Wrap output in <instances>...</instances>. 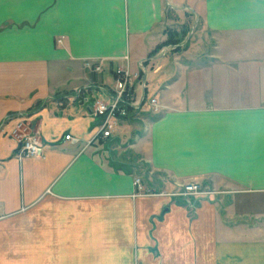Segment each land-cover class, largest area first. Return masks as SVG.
I'll return each mask as SVG.
<instances>
[{
    "label": "rangeland",
    "instance_id": "374dc122",
    "mask_svg": "<svg viewBox=\"0 0 264 264\" xmlns=\"http://www.w3.org/2000/svg\"><path fill=\"white\" fill-rule=\"evenodd\" d=\"M173 2L177 7L184 5L183 0ZM193 2L199 10L205 8L204 0ZM49 3V0H0V75L2 71L11 70L10 60L2 58L19 51L22 54L34 51V44L29 41L34 32L44 38L45 30H52V35L57 36V44L62 47L65 38L58 35L62 26L67 29L65 20L69 29L76 31L95 15L93 19L99 23L100 32L113 36V33H121L120 18L125 9L134 15L132 32L125 31L126 41L133 42L141 28L156 21L159 0H58L57 7L46 14ZM212 3L221 19L229 20V23L226 21L223 25V22L217 24L215 21L220 29L217 31L214 27L205 36L198 29L199 25L192 27L193 20L187 12L175 14L166 6L165 38L155 46L153 55L167 54L174 59L178 69L175 79L185 73L211 75L214 81L208 82L207 86L212 89L220 88L217 79L221 75H226L227 83L234 75H241L243 81L239 84H243L245 90L261 91L262 98L256 99L264 101V0H214ZM235 19L237 25L233 27ZM62 20L65 21L63 25ZM193 30L195 34L190 38L187 35ZM203 39L208 40L209 45L203 46L200 43ZM193 47L197 49L191 50ZM42 48L45 49L42 45L37 51ZM200 58L203 60H196ZM84 60L86 68L93 73H102L103 63L118 61L112 56L101 64H96L94 57ZM128 60V56H124L125 65L115 66L113 70V94L128 95L130 101L138 102L134 87L141 85L142 74L150 72V75L158 76L164 67L145 61L139 62L135 71ZM19 64L15 67L22 68ZM189 64L191 68L188 69ZM61 69V66H53L51 72L60 78ZM117 72L129 76L121 87L116 79ZM147 84L145 82L143 87ZM155 92L154 89L147 92L142 113L158 117L166 108L159 103ZM111 98L95 97L92 114L99 105L112 107ZM212 100L218 104L215 98ZM21 105L13 109L23 108ZM8 124L6 133L11 131L10 136L19 143V148L20 142L32 140L41 147L40 157L18 151V160L44 159L43 134L38 125L12 119ZM116 130L117 127L108 138ZM66 136L69 139L64 141L70 145L79 143L76 137ZM97 138L108 139L102 137L99 127L88 146ZM129 144L134 143L126 144V148ZM145 174L150 185L143 186L136 178L140 188H134V200L128 196L112 197L103 184L93 182L96 179L94 173L89 178L88 175L72 178V189L66 187L63 195H58L63 200L55 199L52 190L47 189L38 201L25 206L17 204L16 199L14 203L12 194L2 193L1 197L9 201V213L0 220V264H264V240L259 234L264 229V194H244L235 184L224 183L222 180L226 179L218 175L203 180L190 174L178 178L171 173L167 176L170 175L174 186L171 189L162 186L158 190L156 172L146 167ZM39 180L36 187L43 188L44 181ZM228 195L234 202L227 207L229 214L247 215L244 220L235 219L233 226L245 230L243 226L248 224L251 228L239 238L219 226L212 211L215 203L226 205ZM162 201L174 210L166 213L161 222L154 217L147 222V215L159 214ZM180 208L186 216L178 210Z\"/></svg>",
    "mask_w": 264,
    "mask_h": 264
},
{
    "label": "crops",
    "instance_id": "0c3cea01",
    "mask_svg": "<svg viewBox=\"0 0 264 264\" xmlns=\"http://www.w3.org/2000/svg\"><path fill=\"white\" fill-rule=\"evenodd\" d=\"M173 1L159 0L156 21L141 28L133 42L126 41L125 31L132 32L134 15L124 9L120 18L121 33L112 36L100 32L99 23L93 19L95 15L83 22L84 27H75L76 31L69 29L67 20V29H63L65 21L62 20L58 35L65 38L62 47L57 44L52 30H45L44 38L34 32L29 40L34 44L33 52L22 54L19 51L2 58L10 60L11 70L2 71L0 75V220L9 213V201L1 197L2 193L12 194L14 203L16 199L17 204L26 206L38 201L47 189L52 190L55 199L59 198L66 187H73L72 178L81 175L89 178L91 173L96 176L93 182L103 184L112 197L128 196L134 200L136 178L143 186L150 185L144 176L146 167L156 172L158 190L162 186L169 189L174 186L170 175L167 176L171 173L178 178L190 174L203 180L218 175L226 179L222 180L224 183L235 184L244 194H264V101L256 99L262 98V92L245 90L244 85L239 84L243 81L241 75L231 77L228 81L232 84L227 83L226 75H221L217 79V83H221L218 89L208 88V82L214 81L211 75L185 73L175 79L178 69L174 59L167 54L153 55L155 46L165 38L166 6L175 14L187 12L193 20L192 27L199 25L204 36L214 27L218 31V23L225 25L229 20H222L212 8L214 0H204L202 10L193 0H183L184 5L180 7ZM49 2L46 14L58 5V0ZM236 20L233 27L237 25ZM194 34L193 30L187 36L191 38ZM200 43L209 45L204 39ZM42 45L45 49L37 51ZM110 56L118 61L103 63L102 73H93L84 65V59L94 57L96 64H101ZM124 56H128L129 66L135 71L139 62L145 61L164 69L158 76L150 72L142 74L141 85L134 87L138 102L118 121L116 133L107 140L97 138L88 146V141L96 137L100 122L92 114L93 102L95 97L110 99L113 96V70L115 66L125 65ZM18 64L22 68L15 67ZM53 66L62 67L60 78L51 72ZM145 82L148 84L143 87ZM152 89L156 90L159 103L167 109L158 117L142 113L144 97ZM19 104L23 108L13 109ZM11 119L38 125L43 134L44 159H17L19 143L12 139L11 131L6 133ZM66 135L76 137L79 143L65 142ZM128 143L134 144L126 148ZM39 179L44 181L43 188L36 187ZM226 200L225 207L221 203L212 206L216 223L239 238L251 228L246 224L245 230H241L233 224L235 219L244 220L247 215L229 214L227 207L234 202L230 195ZM168 206L162 201L159 214L147 215L146 221L153 217L158 222L163 221L165 214L174 210ZM178 210L186 216L184 210ZM259 234L264 240V229Z\"/></svg>",
    "mask_w": 264,
    "mask_h": 264
},
{
    "label": "built area",
    "instance_id": "2783aa9c",
    "mask_svg": "<svg viewBox=\"0 0 264 264\" xmlns=\"http://www.w3.org/2000/svg\"><path fill=\"white\" fill-rule=\"evenodd\" d=\"M95 70L97 71L98 69ZM127 75L128 74L123 72H117L116 79L119 81L120 87L122 86V82L124 83V85L127 83V80L129 79V76ZM111 100V102L113 103L112 107L108 108L104 105H99L93 112L94 117H97L100 120L99 129L103 138H108L111 132L115 131V126H117L118 121L127 116L126 113L128 112V109L136 105L135 102L130 101L128 95L122 96L121 94H118L116 92H114ZM65 138L69 139V136H65L64 139ZM19 151L20 153H26L29 155H34L36 157L41 156V147L33 140L20 142ZM133 185L135 188H140L138 180H135Z\"/></svg>",
    "mask_w": 264,
    "mask_h": 264
},
{
    "label": "water",
    "instance_id": "95a60500",
    "mask_svg": "<svg viewBox=\"0 0 264 264\" xmlns=\"http://www.w3.org/2000/svg\"><path fill=\"white\" fill-rule=\"evenodd\" d=\"M166 212V211H165Z\"/></svg>",
    "mask_w": 264,
    "mask_h": 264
}]
</instances>
